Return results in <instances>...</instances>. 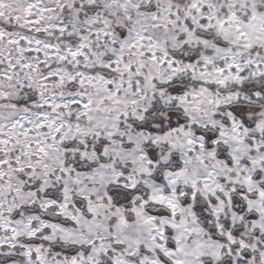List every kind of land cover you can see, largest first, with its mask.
<instances>
[{
    "label": "snow or ice",
    "instance_id": "6c2138e0",
    "mask_svg": "<svg viewBox=\"0 0 264 264\" xmlns=\"http://www.w3.org/2000/svg\"><path fill=\"white\" fill-rule=\"evenodd\" d=\"M0 264H264V0H0Z\"/></svg>",
    "mask_w": 264,
    "mask_h": 264
}]
</instances>
